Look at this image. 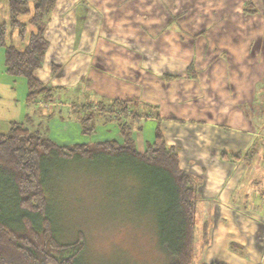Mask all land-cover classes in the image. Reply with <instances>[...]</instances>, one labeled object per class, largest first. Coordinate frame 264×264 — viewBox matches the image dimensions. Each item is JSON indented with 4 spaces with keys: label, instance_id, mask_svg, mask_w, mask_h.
<instances>
[{
    "label": "crops",
    "instance_id": "obj_1",
    "mask_svg": "<svg viewBox=\"0 0 264 264\" xmlns=\"http://www.w3.org/2000/svg\"><path fill=\"white\" fill-rule=\"evenodd\" d=\"M49 16L35 76L60 91L49 104L27 103L26 81L6 74L0 46V132L18 122L60 146L121 144L107 114L84 134L74 106L156 107L131 139L143 153L158 126L179 169L199 179L192 264H264L263 0H57ZM251 146L248 161L235 158Z\"/></svg>",
    "mask_w": 264,
    "mask_h": 264
},
{
    "label": "trees",
    "instance_id": "obj_2",
    "mask_svg": "<svg viewBox=\"0 0 264 264\" xmlns=\"http://www.w3.org/2000/svg\"><path fill=\"white\" fill-rule=\"evenodd\" d=\"M1 1L7 6V20L0 19L5 72L25 79L27 103L49 104L60 88L44 84L35 72L43 64L48 46L45 27L57 0H0V9ZM245 7L254 11L249 3ZM188 71L193 74L192 68ZM74 107L84 134L93 133L97 116L107 114L117 123L123 142L60 146L39 129L18 122L0 132V264H79L85 250L82 234L65 244L56 237L52 224L47 177L53 160L102 161L129 172L138 184L143 209L150 215L159 250L172 257L167 264H192L199 179L179 169L177 150L166 145L158 126L143 153L137 152L131 139L133 123L155 116L156 107L138 99L100 100ZM253 153L251 146L235 158L248 161Z\"/></svg>",
    "mask_w": 264,
    "mask_h": 264
},
{
    "label": "rangeland",
    "instance_id": "obj_3",
    "mask_svg": "<svg viewBox=\"0 0 264 264\" xmlns=\"http://www.w3.org/2000/svg\"><path fill=\"white\" fill-rule=\"evenodd\" d=\"M6 9V2L1 1V20H7ZM48 120L47 132L60 137L54 121ZM112 165L52 161L47 197L56 237L67 244L82 234L85 250L79 264L170 263L172 257L160 251L155 242L135 178Z\"/></svg>",
    "mask_w": 264,
    "mask_h": 264
}]
</instances>
